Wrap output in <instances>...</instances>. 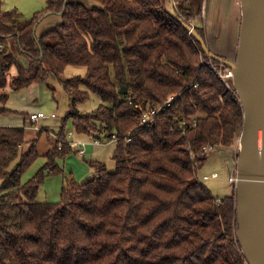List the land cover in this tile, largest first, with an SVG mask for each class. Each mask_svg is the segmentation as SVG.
<instances>
[{"label": "trees", "instance_id": "16d2710c", "mask_svg": "<svg viewBox=\"0 0 264 264\" xmlns=\"http://www.w3.org/2000/svg\"><path fill=\"white\" fill-rule=\"evenodd\" d=\"M87 1L47 0L25 18L0 0V103L13 66L11 89L53 75L70 100L64 143L24 183L37 139L24 149L23 127L0 126V264H248L235 236L234 191L215 197L197 178L205 149L232 145L242 125L237 94L217 73L230 68L210 59L161 0ZM173 1L186 23L202 11L203 0ZM46 12L61 21L36 36ZM10 38L26 65L7 50ZM67 66L86 70L62 79ZM89 92L101 102L80 112ZM171 93L180 95L140 126L138 107L162 105ZM68 119L76 133L117 137L115 169L85 158L92 176L81 184L71 177L58 201L42 202L40 185L63 171L56 160L77 151Z\"/></svg>", "mask_w": 264, "mask_h": 264}, {"label": "water", "instance_id": "95a60500", "mask_svg": "<svg viewBox=\"0 0 264 264\" xmlns=\"http://www.w3.org/2000/svg\"><path fill=\"white\" fill-rule=\"evenodd\" d=\"M167 1L165 9L187 28L203 52L232 72V87L243 110L233 184L235 236L248 264H264V0H240L241 21L233 60L214 53L194 25L176 13L174 1ZM125 90L122 87L120 92Z\"/></svg>", "mask_w": 264, "mask_h": 264}, {"label": "rangeland", "instance_id": "374dc122", "mask_svg": "<svg viewBox=\"0 0 264 264\" xmlns=\"http://www.w3.org/2000/svg\"><path fill=\"white\" fill-rule=\"evenodd\" d=\"M89 1L86 2L88 6L98 5V3L95 1H91V0ZM161 1L163 2L164 7L168 9L169 7L168 1L167 0H161ZM45 4H46V0H2V9L4 11L16 10L17 12L21 13L23 17L29 18L34 14L41 13ZM177 5L178 4H176V1H174L175 10L176 13L178 14ZM209 14H210V9L208 8V16ZM201 17H202V11L196 17L197 19L196 18L192 19L189 21V23L194 25L195 27L196 26L195 23L199 21ZM203 22H206L209 25V19H207V21L202 20L199 23L203 24ZM189 35L191 34L189 33ZM203 38L205 40V37ZM12 46L13 44L11 45V47ZM74 70L75 68L72 69V66H67L64 71L65 77L69 78L70 75L68 74L70 73V71H74ZM14 76H15V72L13 69L7 73L8 85L5 88L9 95L7 105L10 108H18V109L26 108L27 112H30L31 108H33V106H36L39 108L38 110L42 111V113L45 115L56 113L57 114L56 118L53 119L41 118L36 123H33L31 127H34L36 125L37 129H40L45 126H51L54 129H57V127L60 126L61 119L65 112V102L62 101L61 97L59 98L60 101L59 103L56 101L57 94H60V96H62L63 94L62 89L58 86L57 82L48 79V81L46 82L31 84L18 91H12L9 90L10 81ZM228 83L229 85H231L232 84L231 80H229ZM51 86L54 88V90L52 89ZM100 102H101L100 98L95 93L89 92L88 97L84 100V102L78 105V110L80 112H91L98 106ZM64 129L66 133L70 130L72 131L74 130L71 119H68L66 121ZM38 131L39 130H34L31 128L27 131L28 132L27 136H32L33 134H36ZM40 139L41 141L36 144L37 150H39V152H42V150H44L45 152L49 146L47 142V138L40 136ZM237 139H238V135L236 137L235 142L228 147H224L220 145H215L209 148L207 147L205 151V160L201 163V165L197 170L198 180L205 187H207L215 197L221 198L227 196L228 194L234 191V187H233L234 185L233 183L229 182L228 178L231 174H235V165H233L232 163L233 161L236 163L237 153L239 151V144ZM63 143L64 141L60 138V136H58L56 139V145L60 147ZM112 160L113 159H111V157L110 158L107 157L106 159L107 168L110 171H113L115 169V166L111 164ZM59 161L61 164L60 166L65 167V168L64 167L61 168L63 171L60 173L49 175L47 179H45L44 181L45 183L47 182L50 193L48 199L53 201L59 200L61 188L72 177L71 175L76 177L78 173V169L80 170L87 169L85 168L86 166L90 170L92 168V166L88 164V162H85L84 157L81 156L77 151L76 153L73 152L63 158H60ZM41 162H42V158L39 154L38 157L34 160V162L29 167H27L21 174L22 183L26 182L30 177L34 175L36 170L42 167L43 164L40 165ZM214 172L217 173L218 176L212 177V173ZM85 174H88V171H86ZM204 176H208V178L204 179L203 178ZM87 179L88 177L82 179L76 178V183L81 184L85 182Z\"/></svg>", "mask_w": 264, "mask_h": 264}, {"label": "crops", "instance_id": "0c3cea01", "mask_svg": "<svg viewBox=\"0 0 264 264\" xmlns=\"http://www.w3.org/2000/svg\"><path fill=\"white\" fill-rule=\"evenodd\" d=\"M74 1H78V0H74ZM208 8L210 9L209 16H208ZM207 19H209V25L206 22H203V24L199 23L202 20L207 21ZM60 21H61L60 14H55L52 12L43 13L39 21L34 26V31H35L36 36H40L44 31L54 27L56 24L60 23ZM240 21H241L240 0H203L202 17L195 24L196 26L201 27L203 29L204 34H205L206 43L208 47L214 53L222 57H225L227 59L233 60L236 54V49H237V44H238ZM12 44L13 46L11 47ZM6 45H7V50L12 52L15 58L19 59L22 63L24 61L27 64V61L25 60V58L16 49L14 40L12 38L6 41ZM0 47H1L0 49H2V46ZM73 68H75V70L70 71V73L68 74L70 75L69 78L73 76H77V75L83 76L86 70L84 67L72 66V69ZM12 69L14 70L15 75H16L15 66L10 68V70ZM61 77L62 79L68 78V77H65L64 74ZM48 79H51L52 81H56L58 86L62 89L63 94L62 96H60V94H57L56 101L59 103L60 102L59 98L61 97L62 101L65 102V112L63 115L64 117L69 112V107H70L69 95L64 91L62 85L60 84L59 80L56 77H54L53 75H49L46 81H48ZM32 84H37V83H32ZM52 89L54 90L53 87ZM9 90L18 91V90H14L11 88ZM4 91L7 92L6 89ZM8 99H9V95H8ZM7 102L4 104L0 103V109L5 108L4 111H0V126L23 127L24 140H25L24 149H27L30 143L35 139H37L36 140L37 143L40 142L41 141L40 136L46 137L48 145H49L46 151L44 152V150H42V152H39V150H37L38 155L40 154L42 158V162L40 165L42 164L44 165V163L46 162V157H45L46 152L56 145V139L59 136V130L61 127V123H60V126L57 127V129H54L51 126H45L40 129H37L36 125L34 127H31V125H33V123H36L41 118H52V119L56 118L57 114L56 113H51L50 115L44 114L43 117H40L37 121L32 122L29 120L28 116L31 113L42 112L38 110L39 109L38 107L33 106V108H31V111L27 112L26 108H23V109L10 108L7 105ZM62 119H61V122H62ZM31 128L34 130H39V131L36 134H33L32 136H27L28 135L27 131ZM67 138L70 139V140H67L68 142H71L75 145L74 148L76 150L77 149L84 150V155H83L84 159L87 158L92 161H100L104 163L106 166H107L106 164L107 157L108 158L111 157V159H113L112 156H113V152L116 147V141L111 140L105 137L104 135L98 136L97 138H99L101 142L96 143L94 141L95 137H93V135L91 136V135L84 134V133H75L74 130L73 131L70 130L67 132ZM74 153H76L75 150H74ZM59 159L60 158H58L56 161H57L59 168L61 169L64 166L62 167L60 166L61 164H60ZM85 162L87 161L85 160ZM111 164L115 166V161L112 160ZM232 164L235 165V162L233 161ZM85 168L87 169H83V170L78 169V173L76 177L71 175L72 178H74L75 181H76V178L82 179V178L88 177L89 179L92 176L94 169L91 168L90 170L87 166ZM86 171H88V174H85ZM47 177L45 179H47ZM49 195L50 193H49L47 182L46 183L43 182V184H41L38 189L37 198L42 202L53 201V200L48 199Z\"/></svg>", "mask_w": 264, "mask_h": 264}, {"label": "built area", "instance_id": "2783aa9c", "mask_svg": "<svg viewBox=\"0 0 264 264\" xmlns=\"http://www.w3.org/2000/svg\"><path fill=\"white\" fill-rule=\"evenodd\" d=\"M1 48V47H0ZM219 77L226 83L227 86H230L228 81L231 80L232 77V72L230 69L226 70H218L217 71ZM180 95V93H171L167 96V99L164 104L162 105H147L145 107H138L139 112H140V117H139V124L140 126H149L153 123L155 116H157L159 113L163 112L166 108L170 107L173 101ZM44 114L42 112H36V113H31L29 114L28 118L30 121L35 122L37 121L40 117H43ZM104 135V134H103ZM102 136V135H101ZM105 136V135H104ZM107 137V136H105ZM111 140L116 141L117 137L113 134L111 137H107ZM127 140L129 141L130 138L128 137ZM94 141L96 143H100L101 140L99 138H95ZM69 145L71 147H74L75 145L71 142H69ZM207 149V148H206ZM205 149V150H206ZM77 152L80 155H84V150L83 149H77ZM218 176L217 173H212V177ZM204 179H207L208 176H204ZM235 174H231L228 178L230 183L235 182Z\"/></svg>", "mask_w": 264, "mask_h": 264}]
</instances>
